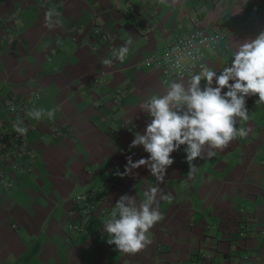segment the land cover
Returning <instances> with one entry per match:
<instances>
[{"label":"crops","instance_id":"obj_1","mask_svg":"<svg viewBox=\"0 0 264 264\" xmlns=\"http://www.w3.org/2000/svg\"><path fill=\"white\" fill-rule=\"evenodd\" d=\"M50 8L61 13L62 27H45ZM196 22L208 30L228 25L224 53L216 62L207 59L219 74L237 43L264 31V0H0V97L11 91L27 100L32 155L30 172L0 187V264H264L258 95L246 98L249 120L236 125L249 128L248 136L195 159L193 176L185 145L170 154L174 163L158 186L173 201H160L164 218L150 229L148 247L120 252L103 230L121 195L139 202L158 184L146 166L118 173L126 157L149 155L142 145L129 147L151 119L139 105L179 77L162 79L147 58ZM95 27L108 34L107 42L90 37ZM129 37L121 63L113 53ZM34 108L56 109L55 119H32L27 112ZM79 192L84 198L73 199ZM84 202L92 205L90 226L71 237L65 224Z\"/></svg>","mask_w":264,"mask_h":264},{"label":"clouds","instance_id":"obj_2","mask_svg":"<svg viewBox=\"0 0 264 264\" xmlns=\"http://www.w3.org/2000/svg\"><path fill=\"white\" fill-rule=\"evenodd\" d=\"M175 2L172 0V3ZM159 3L167 4L168 0H159ZM60 17L61 13L55 8L48 9L45 27L49 30L62 27L63 20ZM132 43L129 37L113 53L114 58L123 63ZM103 64L111 67L113 60L104 59ZM174 66L184 70L179 59ZM191 67L195 68L196 65ZM199 67L198 73L188 70L187 79L181 74L170 82L164 94L152 95L139 105L140 110L151 119L144 133H137L129 147L142 145L149 155L136 161L131 156L126 157L124 172L118 174L132 175L135 174L132 170L146 166L158 184L149 186L139 202L133 195H121L109 218L104 221L107 243L115 245L120 252L135 255L152 243L149 231L164 218L159 210L160 201L169 204L173 201V196L165 194L158 186L163 182L167 168L174 163L170 155L172 152L185 145L189 175L193 176L196 171L193 163L195 159H203L205 155L211 158L216 150L225 149L237 137L248 136L249 128H237L236 125L238 120H249L247 97L258 95L259 102L264 103V31L254 39L237 43L231 63L223 66L219 74L206 65L201 64ZM55 113L54 108H34L27 115L35 120H41L46 115L49 120H53ZM13 129L20 136L27 134V128L21 120L14 122Z\"/></svg>","mask_w":264,"mask_h":264},{"label":"built area","instance_id":"obj_3","mask_svg":"<svg viewBox=\"0 0 264 264\" xmlns=\"http://www.w3.org/2000/svg\"><path fill=\"white\" fill-rule=\"evenodd\" d=\"M225 27L228 28V25ZM225 27L220 28L215 24L213 28L208 30L197 22L193 23L185 33L170 39L157 55L149 56L147 60H151V67L159 70L162 79L171 75L180 76L181 74L189 77L188 70L192 73H198L201 64L214 70V66L207 59L216 62L224 53L223 39L225 35L223 30ZM91 33L90 37L93 40H102L103 43L108 41V34L98 27H95ZM178 59L183 66V71L174 66ZM193 64L196 65L195 68L191 67ZM26 101L11 91H7L0 97V187L3 189L14 186L17 177L27 174L31 170L30 124L25 115ZM17 120L23 121V125L26 126L27 134L25 136H20L14 131L13 124ZM48 131L50 130L48 129ZM83 198L84 193L82 192L73 195L75 200H82ZM91 206V204L84 202L69 217L65 224L68 235L74 237L88 230ZM238 226L237 234H245L243 223L239 222Z\"/></svg>","mask_w":264,"mask_h":264}]
</instances>
